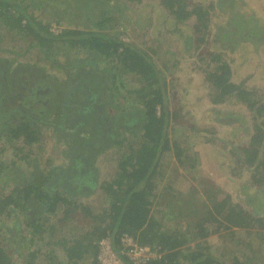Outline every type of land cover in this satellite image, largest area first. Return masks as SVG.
I'll use <instances>...</instances> for the list:
<instances>
[{
  "label": "trees",
  "instance_id": "16d2710c",
  "mask_svg": "<svg viewBox=\"0 0 264 264\" xmlns=\"http://www.w3.org/2000/svg\"><path fill=\"white\" fill-rule=\"evenodd\" d=\"M39 5L48 21L34 12ZM215 6L225 22L206 0H0V51L19 53L23 40L25 53L41 55L36 62L0 55V264H100L96 241L110 234L117 243L123 232L159 248L150 264H264V92L234 79L225 52L205 48L211 40L233 51L242 42L263 45L264 21L237 0ZM53 21L64 24L60 32ZM185 62L204 70L209 103L201 118L192 105L206 97L192 100V80L169 88L168 73ZM16 97L21 107L8 108ZM210 114L222 124L212 128ZM225 126L248 141L220 144L214 128ZM47 129L65 142V163L46 158L42 166ZM8 143L14 153L4 158ZM210 143L205 156L219 149L216 165L228 174L251 172L255 183L244 182L242 202L223 197L202 173L195 147ZM112 147L114 169L104 173L98 160ZM174 156L186 168V188L168 170Z\"/></svg>",
  "mask_w": 264,
  "mask_h": 264
},
{
  "label": "rangeland",
  "instance_id": "374dc122",
  "mask_svg": "<svg viewBox=\"0 0 264 264\" xmlns=\"http://www.w3.org/2000/svg\"><path fill=\"white\" fill-rule=\"evenodd\" d=\"M193 1H199V0H193ZM216 1L217 0H206V4L214 6L212 10V14L215 20L217 19V20H221L225 22L224 20L226 18V15L218 14V9L215 6ZM237 1L239 3H243V8L247 12H256V14L262 19V21H264V0H237ZM81 2H83V0H81ZM34 12L36 13V15H38L39 18H41L44 21H48V18L52 16L45 7L40 6V5L35 8ZM66 16L69 17L68 15ZM203 22L204 23L201 22L200 25H198L196 32H199L200 30L205 28L207 20L205 19ZM73 23H75L76 25L77 21L76 22L74 21ZM73 23H71V25ZM157 23L158 21H156V24ZM169 25L172 26L171 24ZM154 30L156 29L154 28ZM140 40L141 38H138L137 42H139ZM8 42H9V38H7V41H5L6 43L5 47L11 48V46L8 45ZM215 43L212 40L209 43L205 42V46H206L205 48L219 49L226 53V57L229 58L234 65V70H235L234 79H237L239 81L245 80L248 86H252V87L257 86L260 90H262V92H264V44L257 46L256 44H253L250 42H242L241 44L237 45L236 50L233 51L228 47L219 46L218 43L216 44ZM17 46L18 47H16V49L19 51V53H10L8 51H0V55L5 54L10 59L16 58L17 60L30 61V62L31 61L36 62V60L38 59L37 56H41L39 55L37 51H34V52L28 51L25 53L24 50H26L27 44L23 40L18 41ZM170 48L172 50H176L178 48V42H175L173 45H171ZM74 54H75V51L71 52V55H74ZM161 54L163 53L161 52ZM80 55H82V53ZM39 64L46 66L52 73H55V74H58V71H62L59 68L55 69V67L51 65L50 59L45 60V61L42 59ZM184 64H185V68L182 69L181 71H178L177 74L175 73L172 75L171 73H168L169 74L168 80H170L171 82L169 88L173 87V90H177L178 86L181 85V84L175 85L177 82L182 81V83L184 84L192 80L191 81L193 85V88H191L192 100L195 98V95L197 93H200V94L204 93L206 97L205 98L206 104L204 103L205 105L204 104L197 105L199 103L192 105L193 112L196 114L198 118H201L203 116V111L206 105L209 103V96L207 95L208 86L204 84L205 83L204 70H203L201 63L185 62ZM26 75H27L26 72L22 74L18 73V77L16 81H18L19 79H23V78L26 79L25 77ZM176 76H180L179 79L176 78L177 79L176 80L175 79ZM11 78H12V75H11ZM31 79H33V77L30 75V79H29L30 82H31ZM172 81L174 82V84H172ZM19 90H20V87H16V86L13 89L14 93H18ZM41 91L46 92L47 91L46 87H43ZM21 93L22 92L20 91L18 95ZM46 96L47 95H45L44 101L45 103H48L49 99ZM7 106L8 108L21 107V102L19 101V98H17V100L14 98L13 100H9V102L7 103ZM36 107L39 110H41L40 104H36ZM198 107L200 108L199 110H197ZM206 122L209 123L212 126V128L215 125L217 126V125L222 124L220 122L217 123L213 121L211 114L209 118L207 117ZM214 129L217 130L216 136L220 138L219 139L220 144H223L224 140H233V139H235L236 142L237 141L242 142V144L248 141V138L246 136H243L241 134L237 136L233 135V133L231 132L233 128L230 126H225L223 129L222 127H220L219 129L215 127ZM44 132H46V136L44 138L46 140L44 142V146L42 150V153H43V157L41 159L42 166L46 163L47 161L46 158H51V160L54 163H65L67 159L66 157L62 156V150L65 148V145H66L65 142H63V140L57 141L58 138L55 137L56 135L50 136L48 134V132H50L49 129L45 130ZM193 140H198V138L196 137ZM0 142L4 143L3 139ZM16 144L23 146L24 151L28 149V145H25V143L22 141H18ZM6 146H7V149L5 150L4 158H7L9 156L11 157L14 153V147H15L13 143L12 144L8 143L6 144ZM207 146L208 148L206 149H205V146H203V148L200 147L199 145L195 147L196 149L201 150L204 156L205 165L203 164V168L201 167L202 173L210 175L212 179L217 181L218 184H220L221 187L224 188V193H222L223 197H225L226 194H231L233 196V199L236 200V202H242L244 195H245L243 192V188H242V186L244 185V182L245 181H248L250 183L255 182L253 178L251 177V172H247L249 171L247 170V168L245 169L242 168L243 172L241 174L239 173L235 174L231 170H229L230 174H228L227 171L222 169V167L216 165V156L218 157L217 152H219V149H215L214 150L215 156L213 158H209V157H206L205 155L208 154V152H213L211 148L214 149V143H210ZM116 149L117 148L112 147L110 150L104 153L98 160V164H99V167H101L102 172L107 173L111 169L112 170L114 169L112 168L114 164L113 162L114 160L111 157L113 156V153L116 151ZM204 150H206L207 152ZM169 163L170 164L174 163V160L171 158L170 159L168 158V164ZM231 169L234 170L233 167H231ZM231 176L236 178V181H235L236 184H234V182H231V180L234 181L233 179H231L232 178ZM178 185L181 188H186L187 182L185 183L184 177L180 178V184L178 183ZM86 199L87 198H84L83 200H86ZM23 225L26 226L25 223H23ZM42 263L45 264V262H42Z\"/></svg>",
  "mask_w": 264,
  "mask_h": 264
},
{
  "label": "built area",
  "instance_id": "2783aa9c",
  "mask_svg": "<svg viewBox=\"0 0 264 264\" xmlns=\"http://www.w3.org/2000/svg\"><path fill=\"white\" fill-rule=\"evenodd\" d=\"M51 30L58 33L64 25L55 21L51 23ZM100 264H127V256L134 264H150L154 257H161L159 248L155 249L149 244L141 242L138 237L129 232L119 235L116 243L114 235H108L96 241Z\"/></svg>",
  "mask_w": 264,
  "mask_h": 264
},
{
  "label": "crops",
  "instance_id": "0c3cea01",
  "mask_svg": "<svg viewBox=\"0 0 264 264\" xmlns=\"http://www.w3.org/2000/svg\"><path fill=\"white\" fill-rule=\"evenodd\" d=\"M70 23H68V25H69ZM73 25V24H72ZM73 26H75V23H74V25ZM174 163H172V164H168L167 166H168V170H170V171H173V174L175 175V182L176 183H179L180 184V178L181 177H184L185 178V183H186V181H187V179H186V176H184L183 175V173L186 171L185 169L186 168H184V167H182L180 164H179V161L177 162V160H176V157L174 156ZM176 160V161H175ZM173 165V166H172ZM177 173H180V174H177Z\"/></svg>",
  "mask_w": 264,
  "mask_h": 264
},
{
  "label": "clouds",
  "instance_id": "9594fccd",
  "mask_svg": "<svg viewBox=\"0 0 264 264\" xmlns=\"http://www.w3.org/2000/svg\"><path fill=\"white\" fill-rule=\"evenodd\" d=\"M64 25V24H63Z\"/></svg>",
  "mask_w": 264,
  "mask_h": 264
},
{
  "label": "flooded vegetation",
  "instance_id": "af4514ba",
  "mask_svg": "<svg viewBox=\"0 0 264 264\" xmlns=\"http://www.w3.org/2000/svg\"><path fill=\"white\" fill-rule=\"evenodd\" d=\"M255 183V182H254Z\"/></svg>",
  "mask_w": 264,
  "mask_h": 264
}]
</instances>
